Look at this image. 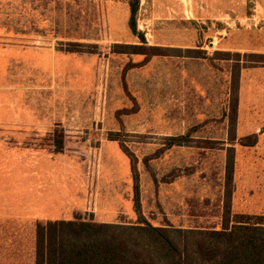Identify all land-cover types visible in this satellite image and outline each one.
<instances>
[{"label": "rangeland", "instance_id": "rangeland-1", "mask_svg": "<svg viewBox=\"0 0 264 264\" xmlns=\"http://www.w3.org/2000/svg\"><path fill=\"white\" fill-rule=\"evenodd\" d=\"M128 1L0 0V197L23 198L12 169L31 165L48 170L33 180L48 182L49 213L85 193L102 219L136 221L138 177L153 225L264 222V124L252 129L247 96L249 71L264 66V0H139L144 43ZM50 48L64 54L58 76L31 50ZM250 135L257 143L241 144ZM37 221L0 220V264H34Z\"/></svg>", "mask_w": 264, "mask_h": 264}, {"label": "trees", "instance_id": "trees-1", "mask_svg": "<svg viewBox=\"0 0 264 264\" xmlns=\"http://www.w3.org/2000/svg\"><path fill=\"white\" fill-rule=\"evenodd\" d=\"M128 26L144 43L136 15L139 0H129ZM70 52L79 51L70 43ZM93 46V45H92ZM155 51L156 47L134 45L133 53ZM88 52H94L88 50ZM154 54V53H151ZM114 140V138H112ZM186 137H170L168 147L180 145ZM257 136L241 139L253 146ZM57 150L63 148L58 140ZM125 152L126 149L123 147ZM232 170H227V185H232ZM134 224L105 223L92 215H75L74 220H47L35 227L34 264H264V222L261 215L235 213L220 228H180L153 225L141 212L138 177H135Z\"/></svg>", "mask_w": 264, "mask_h": 264}, {"label": "crops", "instance_id": "crops-1", "mask_svg": "<svg viewBox=\"0 0 264 264\" xmlns=\"http://www.w3.org/2000/svg\"><path fill=\"white\" fill-rule=\"evenodd\" d=\"M260 6V5H259ZM258 11H262L259 9ZM257 18H264L263 15H257ZM33 52L41 54V58L48 60L49 64L47 66H43L46 71H51L54 74L58 72H63L62 65L60 68L57 67L56 61L59 58L60 63L62 64L64 60V54L57 52L55 49H45L40 51H35L31 49ZM69 52V51H68ZM257 53H264V50H258ZM58 76V74H57ZM247 78V96L250 102L251 109L253 114L251 113V120L249 124H251L254 132H257L259 127L264 124V66H257L251 69L248 73ZM244 77L240 79V88H239V108L242 106L243 95L244 92ZM15 116H13L12 123H16ZM26 121V120H25ZM14 176L18 181L15 183L14 189L19 191H23V198H19L17 196L11 198L0 197V220H14L19 223L27 224L32 227V222L38 220L37 222H44L47 220H74L76 212H84L89 211L94 214V219L99 222L105 223H122V224H134L136 221L132 222H112L109 220L102 219L98 212L95 211V208L92 210L89 199L85 193H81L80 196V206L75 208V197L72 196V201L69 206L65 208L61 203L59 208H54L48 211L49 199L46 192H42L48 188V182L45 180L42 182L34 181V178H45L47 179V168L39 167L33 169L31 165H19L13 167ZM35 172L33 175L32 173ZM39 174H38V173ZM96 212V213H95ZM244 215H258V214H249L245 213ZM180 228H190L186 226L179 225Z\"/></svg>", "mask_w": 264, "mask_h": 264}]
</instances>
